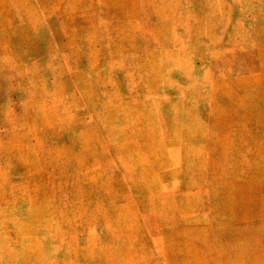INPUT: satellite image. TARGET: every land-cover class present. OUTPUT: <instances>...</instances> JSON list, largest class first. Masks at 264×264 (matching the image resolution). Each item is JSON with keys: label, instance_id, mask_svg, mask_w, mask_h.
Instances as JSON below:
<instances>
[{"label": "rangeland", "instance_id": "rangeland-1", "mask_svg": "<svg viewBox=\"0 0 264 264\" xmlns=\"http://www.w3.org/2000/svg\"><path fill=\"white\" fill-rule=\"evenodd\" d=\"M47 235L264 264V0H0V264Z\"/></svg>", "mask_w": 264, "mask_h": 264}, {"label": "bare ground", "instance_id": "bare-ground-1", "mask_svg": "<svg viewBox=\"0 0 264 264\" xmlns=\"http://www.w3.org/2000/svg\"><path fill=\"white\" fill-rule=\"evenodd\" d=\"M188 20H189V18H188ZM187 20V21H188ZM193 20V19H192ZM199 20V19H198ZM201 20H202V18H201ZM189 22V21H188ZM187 22V23H188ZM198 23V22H197ZM202 23H203V21H202ZM189 24V23H188ZM199 24V23H198ZM200 25H202L201 23H200ZM199 26V25H198ZM203 26V25H202ZM202 28V27H201ZM255 28V27H254ZM195 30H197V29H195ZM191 32V31H190ZM194 34H196V33H194ZM202 34V33H201ZM216 34V33H215ZM220 34V33H219ZM199 35H200V33H199ZM221 35V34H220ZM223 35H224V33H223ZM191 36H192V33H191ZM194 37H195V35H194ZM198 37V36H197ZM214 37V36H213ZM220 37V36H219ZM191 38V37H190ZM224 38V37H223ZM222 38V39H223ZM218 39V37L215 39V40H217ZM191 41H193V40H191ZM214 41V40H213ZM217 42V41H216ZM210 43V42H209ZM256 43V42H255ZM220 44V43H219ZM223 44V43H222ZM225 45V44H224ZM237 45V44H236ZM218 46V45H217ZM259 46V45H258ZM257 46V47H258ZM185 47V46H184ZM215 48H218V47H216L215 46ZM222 48V47H221ZM221 48H219L220 50H221ZM236 49L237 48H239V47H235ZM186 49H187V47H186ZM211 49H213V48H211ZM217 50V49H216ZM215 50V51H216ZM212 51V50H211ZM191 52H192V50H191ZM190 52V53H191ZM218 52H219V50H218ZM213 53V52H212ZM211 53V54H212ZM193 55H194V53H192ZM199 54V53H198ZM200 55V54H199ZM203 55V54H202ZM201 55V56H202ZM146 56V55H145ZM189 58V57H188ZM199 58H200V56H199ZM202 58V57H201ZM205 58V57H204ZM166 61H168V60H166ZM189 62H191V61H189ZM180 63V62H179ZM183 63H181V65H182ZM189 65H190V63H189ZM181 67V66H180ZM179 67V68H180ZM185 68V67H184ZM191 68H192V66H191ZM181 71H182V69H181ZM175 72V71H174ZM189 70L187 69V74L189 75ZM195 72H197V71H195ZM177 73V72H176ZM181 73V72H180ZM192 73V72H191ZM183 74H184V70H183ZM187 74H185V75H187ZM196 75L197 73H193V75ZM193 75H191V76H193ZM190 76V75H189ZM190 76V77H191ZM187 78H188V76H187ZM195 78L197 79V77L195 76ZM184 79V78H183ZM192 81H193V79H191ZM176 82H177V80H176ZM179 82V81H178ZM184 83V82H183ZM192 83V82H191ZM190 83V84H191ZM178 84V83H177ZM181 84H182V82H181ZM184 84H186V83H184ZM189 84V83H188ZM173 86L175 87V84L173 83ZM172 86V87H173ZM173 87V88H174ZM183 87V86H182ZM181 87V88H182ZM189 87V86H188ZM193 87V86H192ZM193 89V88H192ZM177 90H179V88H178V86H177ZM164 99V98H163ZM191 100V99H190ZM193 100V99H192ZM192 102V101H191ZM195 103V102H194ZM192 105V104H191ZM69 132H67V134H68ZM50 235H47V237H49ZM50 239H44L46 242V244H47V249H46V251H44L43 252V254H42V252H40V253H37V251H31V256L33 257V258H30V259H22L21 260V263L20 264H64L63 263V259H64V255H63V257L62 256H59V252H60V244H61V240H58V239H56L55 237H54V239H52V237L50 236L49 237ZM60 242V243H59ZM46 244H44V245H46ZM43 246V245H42ZM66 255H65V258H67V257H69V254L68 253H65ZM6 259V258H5ZM94 263H96V262H94ZM88 264H90V263H88Z\"/></svg>", "mask_w": 264, "mask_h": 264}]
</instances>
